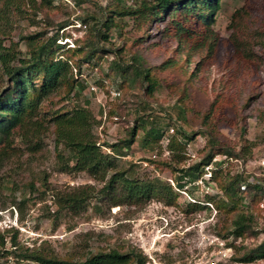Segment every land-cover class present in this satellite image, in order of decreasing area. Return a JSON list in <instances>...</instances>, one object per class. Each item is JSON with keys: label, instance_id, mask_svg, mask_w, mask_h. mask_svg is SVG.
Wrapping results in <instances>:
<instances>
[{"label": "rangeland", "instance_id": "1", "mask_svg": "<svg viewBox=\"0 0 264 264\" xmlns=\"http://www.w3.org/2000/svg\"><path fill=\"white\" fill-rule=\"evenodd\" d=\"M36 1L38 5L41 0ZM118 1L53 0L52 6L40 7L30 17L13 22L8 38L0 40L4 44L15 41L25 51L26 43L21 35L46 31V37L53 34L59 24H65L58 31L57 42L66 43L65 48L73 47L87 40L91 21L84 20L86 16L98 15L107 6L120 5ZM120 1L126 4L129 0ZM140 1L133 0L131 5L137 6ZM235 11L240 18L238 24L232 25L231 16ZM124 21L120 31L111 29L109 40L99 42L107 50L97 63L82 65L78 76L94 84L97 90L87 96L83 89L77 100L83 104L84 99H88V107L98 121L94 131L99 143L108 150L110 144L127 137L129 130L137 125L133 144L127 155L117 158V162L123 167L129 162L137 163L135 177L159 176L173 184L174 175L179 173L166 166L158 171L151 160L170 161L178 168L206 160L210 147L204 126L200 121L189 120L186 124L166 117L162 126L164 134L157 144L152 148L143 143L149 125L148 121H137V117L142 115L143 119L151 120L153 116H166L169 112L174 116L175 97L163 87L146 96L137 85L128 83L120 90L121 96L112 97L110 91L116 89L115 83L123 81L111 70L115 49L125 45L120 54L123 59L129 58L130 51L140 49L130 47V39L138 35L135 21L129 17ZM167 23V16L151 23L139 44L142 45L140 51L144 50L151 63H158L173 54L182 60L190 48L187 67L195 72L200 105L207 107L216 95L210 117L218 132V141L238 150L245 138L253 143L251 153L237 158L215 154L212 162L199 167L193 181H187L185 191H180L174 205H166L156 198L138 204L116 205L107 198L94 196L79 211H58L54 203L57 192L85 184L97 189L102 182L94 181L84 172L61 170L62 163L56 153L62 148L55 147L51 131L42 137L40 149L32 153L26 150V144L15 138L13 145L20 151L0 161V235H4L3 248L9 251L0 254V264H37L18 256L26 248L76 259L88 252L111 247L126 250L130 246L142 250L145 264H264V258L252 262L237 260L264 239V195L257 197V202L251 206L258 233L237 238L222 232L228 222L213 204L209 209L196 207L192 211L187 206L194 201L209 204L207 196L222 197V191L212 178L217 168L223 175L242 174L250 183L264 184V50L260 45L264 40V0H221L211 24L217 38L210 51L207 40L196 41V36L179 47L175 38L167 36ZM194 28L200 30L201 26L197 23ZM193 41H203L205 45L191 46ZM100 78L103 79L101 85L95 82ZM74 101L75 98L61 101L55 107L70 108ZM193 102L196 101L193 99ZM145 105L147 108L143 111ZM176 125L194 134L189 133L190 139L183 148L171 152L167 144L177 131ZM216 161H221L218 166ZM244 185L240 186L241 203L248 206L251 196L242 190ZM11 229L16 230V249L11 246L14 233Z\"/></svg>", "mask_w": 264, "mask_h": 264}, {"label": "trees", "instance_id": "2", "mask_svg": "<svg viewBox=\"0 0 264 264\" xmlns=\"http://www.w3.org/2000/svg\"><path fill=\"white\" fill-rule=\"evenodd\" d=\"M118 2L120 5L107 6L101 9L98 15H87L84 20L91 21L87 40L73 47L65 48L66 43L57 42L58 31L65 24H59L56 31L46 37V31L21 35L26 43L25 51H22L15 41L9 40V44H4L0 40V161L9 159L20 151L19 147L13 145L15 138L26 144V150L32 153L40 149L42 137L51 131L55 147L62 148L60 151L56 150V156L62 163L61 170L84 172L94 181L102 182L97 189L94 185L85 184L70 191L57 192L54 203L58 211H79L94 196L107 198L116 205L138 204L155 198L166 205H174L180 191H185L187 181H193L199 167L212 162L215 154L237 158L251 153L253 143L245 138L241 140L238 150L218 141V132L210 117L214 111L216 95L207 107L200 105L197 98L199 87L194 82L195 72L189 71L187 67L190 48L182 60L173 54L163 57L158 63H151L144 50L140 51L142 45L139 44L146 37L147 28L154 21L163 20L166 16L167 36L175 38L179 47L196 36V41L200 38L205 42L207 40L210 51L217 38L211 24L220 8L221 0H141L137 6L123 4L120 0ZM52 3L53 0H41L38 5L36 0H0V39L8 38L12 23L17 19L28 18L40 7L46 8L52 6ZM125 17L135 21V29L138 32V35L130 39V47L140 49L130 51L129 58L126 59L120 56L121 52H124V44L115 49L111 70L123 78L121 83H115L116 89L120 91L124 89L125 83H128L137 85L149 96L163 87L175 97L173 108L176 111L172 108L174 116L169 112L166 116H153L151 120L143 119L142 115L137 117V121H148L149 125L143 143L152 148L157 144L164 134L162 126L165 125L166 117L186 124L189 120L200 121L207 136L210 153L205 157L206 160L203 159L197 165L178 168L170 161L151 160L158 171L166 166L174 173H179L174 175L173 184L159 176L135 177L139 167L137 163L129 162L123 167L117 162V158L127 155L133 144L137 125L129 130L127 137L110 144L109 152L105 151L102 148L104 144L99 143L94 131L98 121L88 107V99H84L83 104L77 100L85 87V81L78 76L82 65L85 63L94 66L97 63L107 50L99 45V42L109 40L111 29L120 31ZM239 18L236 11L232 13L231 24L237 23ZM197 23L201 26L200 30L194 28ZM203 41H193L191 46H204ZM260 45L264 50V40ZM95 82L101 85L103 79ZM74 98L76 101L70 108L66 105L55 107L61 101ZM193 99L196 102H193ZM146 108L147 105L142 110L146 111ZM176 130L168 139L167 146L171 152L183 148L190 139L189 133L194 134L192 131H186L182 125H176ZM64 150L65 153L62 152ZM220 162L216 161L215 165L218 166ZM212 178L222 191V197L207 196L206 202L209 204L205 205L198 201L188 203V210L192 211L196 207L209 209L210 204H213L217 210L224 213L228 222L222 227V232L234 238L246 236L247 233L256 235L257 220L251 206L257 202V197L264 195V184L250 183L248 177L242 174L223 175L222 170L218 168L213 172ZM241 183L245 184L242 190L251 196L248 206L241 203ZM11 230L14 231L10 239L11 246L16 249V230ZM4 243V235H0V254L9 253L3 248ZM18 256L37 264H145L146 261L142 250L134 246L126 250L111 247L107 250L88 252L87 255L76 259L67 255L60 257L45 253L42 249L27 248ZM237 258L242 262L264 258V239L257 247L243 252Z\"/></svg>", "mask_w": 264, "mask_h": 264}, {"label": "built area", "instance_id": "3", "mask_svg": "<svg viewBox=\"0 0 264 264\" xmlns=\"http://www.w3.org/2000/svg\"><path fill=\"white\" fill-rule=\"evenodd\" d=\"M132 2H133V0L127 1L128 4H131ZM84 83H85L84 90H85V94H87V96H91L92 94L96 93L97 88H96V86L94 84H92L89 81H85ZM110 93H111V95H112L113 98H117V97L121 96L120 91L117 90V89L111 90ZM102 148L105 149V151H108V152L110 151V150H108L105 147H102ZM123 157L124 156H122V158Z\"/></svg>", "mask_w": 264, "mask_h": 264}]
</instances>
